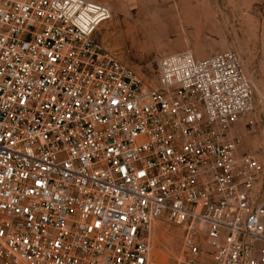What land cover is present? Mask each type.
Returning a JSON list of instances; mask_svg holds the SVG:
<instances>
[{
    "label": "built area",
    "instance_id": "obj_1",
    "mask_svg": "<svg viewBox=\"0 0 264 264\" xmlns=\"http://www.w3.org/2000/svg\"><path fill=\"white\" fill-rule=\"evenodd\" d=\"M111 18L94 0H0V264H149L162 218L177 264H264L238 55L169 54L144 86L96 40Z\"/></svg>",
    "mask_w": 264,
    "mask_h": 264
},
{
    "label": "rangeland",
    "instance_id": "obj_2",
    "mask_svg": "<svg viewBox=\"0 0 264 264\" xmlns=\"http://www.w3.org/2000/svg\"><path fill=\"white\" fill-rule=\"evenodd\" d=\"M94 1L112 12L96 40L144 86L157 84V61L163 56L189 51L204 58L234 51L253 89L255 111L251 117L256 120L253 128H241L239 151L264 163V77L259 66L264 55V0ZM202 15L212 27L199 33L192 23L197 24ZM152 238L149 264H177L182 255L181 232L162 218L155 223Z\"/></svg>",
    "mask_w": 264,
    "mask_h": 264
},
{
    "label": "bare ground",
    "instance_id": "obj_3",
    "mask_svg": "<svg viewBox=\"0 0 264 264\" xmlns=\"http://www.w3.org/2000/svg\"><path fill=\"white\" fill-rule=\"evenodd\" d=\"M201 15V14H200ZM198 20V18H197ZM195 27V30H197L199 33L203 32L204 30H209L212 27V23L210 20H208L205 16H201L199 19V22L197 24L192 23Z\"/></svg>",
    "mask_w": 264,
    "mask_h": 264
},
{
    "label": "crops",
    "instance_id": "obj_4",
    "mask_svg": "<svg viewBox=\"0 0 264 264\" xmlns=\"http://www.w3.org/2000/svg\"><path fill=\"white\" fill-rule=\"evenodd\" d=\"M185 15H186V14H185ZM185 17H186V16H185ZM102 26H103V25H102ZM102 26H101V27H102Z\"/></svg>",
    "mask_w": 264,
    "mask_h": 264
}]
</instances>
